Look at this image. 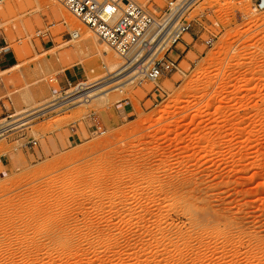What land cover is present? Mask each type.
Returning a JSON list of instances; mask_svg holds the SVG:
<instances>
[{
    "label": "rangeland",
    "instance_id": "374dc122",
    "mask_svg": "<svg viewBox=\"0 0 264 264\" xmlns=\"http://www.w3.org/2000/svg\"><path fill=\"white\" fill-rule=\"evenodd\" d=\"M133 1L160 12L169 0ZM258 1L197 0L177 71L35 116L52 79L115 75L56 0H0V44L16 56L0 69V124L30 122L0 138V264H264Z\"/></svg>",
    "mask_w": 264,
    "mask_h": 264
},
{
    "label": "built area",
    "instance_id": "2783aa9c",
    "mask_svg": "<svg viewBox=\"0 0 264 264\" xmlns=\"http://www.w3.org/2000/svg\"><path fill=\"white\" fill-rule=\"evenodd\" d=\"M56 1L93 32L100 42L114 51L123 61L122 70L131 71L133 76L131 83L141 80L157 82L178 70L177 60L170 58V54L183 42L184 35L191 32L193 28L191 13L197 3V0H169L162 11L152 12L133 0ZM256 9H264L262 0L256 3ZM69 35L71 40H77L80 32L71 31ZM40 36L47 37L48 34L40 31L37 37ZM207 45H212V41H207ZM104 79L84 80L75 84L68 82L66 86H61L58 78L52 79L51 82L56 83L59 90L54 95L55 99L51 105L69 101L56 108L58 109L76 102L88 103L93 99L91 96L93 92L90 91ZM15 116L16 114L10 113L5 120L13 119ZM91 119L94 120V114L91 115ZM17 120L22 122L21 125H25L16 130H23L30 123L24 122L23 118ZM6 128L0 125V138L11 132V128ZM100 129L98 128V131ZM99 133L102 134L103 131ZM27 145L37 147L38 142L31 139L21 147Z\"/></svg>",
    "mask_w": 264,
    "mask_h": 264
},
{
    "label": "bare ground",
    "instance_id": "6f19581e",
    "mask_svg": "<svg viewBox=\"0 0 264 264\" xmlns=\"http://www.w3.org/2000/svg\"><path fill=\"white\" fill-rule=\"evenodd\" d=\"M35 1H37V0H35ZM38 1L47 2V0H38ZM263 2H264V0H262V3ZM62 18L67 23L69 22L70 25H72V26H74V25H75V27H78L79 25H80V27L83 26V24H81V22H79L78 19L70 17L69 15L63 13V11H62ZM73 31H79V29L73 30ZM80 37H81V35H80ZM80 37H79V39H80ZM82 38H81V40H85V43L89 42V41H86V39L87 38L90 39V37H87L85 39L84 38L82 39ZM74 40H76V39H74ZM100 45L102 47H104L103 46L104 44L102 42H99V46ZM102 55H103V57L105 59V63H106L105 66L109 70L110 75H115V76L113 78H111V80H107L106 79L107 81L105 80V81L101 82L100 85H98L97 87H95L93 90L90 91V92H93L92 95H91L93 98H98L100 100L108 98V96H110L114 91H116L117 88L118 89L119 88L120 89L121 88H125L128 85V83L132 82V78H133V76L131 74V71H127L126 69L125 70H121L122 68H120V66H119L120 64H118L119 62H117L115 60V58H113L111 56L110 48H108L106 45H105V47L102 50ZM68 102L69 101H65V102L60 103L59 105H50L47 108H43V109H41L39 111L33 112L32 115H35V116L36 115H45L46 113L50 112L51 110H54L57 107H59L60 105L66 104ZM90 102H88V103L87 102H83V103L76 102V103H80L78 105L82 106V105L89 104ZM21 124H22V122L20 120H13V121H4V123H1L0 125H3L5 127H7L6 129H10L11 128L10 131H14V130L20 128L21 126L25 125V124H23V125H21Z\"/></svg>",
    "mask_w": 264,
    "mask_h": 264
},
{
    "label": "crops",
    "instance_id": "0c3cea01",
    "mask_svg": "<svg viewBox=\"0 0 264 264\" xmlns=\"http://www.w3.org/2000/svg\"><path fill=\"white\" fill-rule=\"evenodd\" d=\"M15 61H16V56H15L14 51L9 46H3L0 44V69H6L9 67H12L13 64L15 63ZM72 73L78 74V72L76 70H73V71H70L69 73H67L64 77L59 78V83L61 86H66V84L68 82L72 83V84H75L78 82L77 81L78 79L75 82L70 80V75ZM79 76H78V78H79ZM72 131L74 133L76 132L75 129H72ZM73 140L77 141L75 136L73 137Z\"/></svg>",
    "mask_w": 264,
    "mask_h": 264
}]
</instances>
